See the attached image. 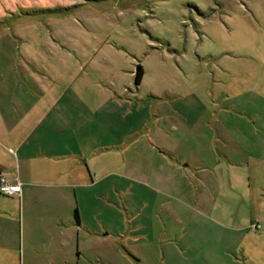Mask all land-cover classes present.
Wrapping results in <instances>:
<instances>
[{"label": "rangeland", "instance_id": "rangeland-1", "mask_svg": "<svg viewBox=\"0 0 264 264\" xmlns=\"http://www.w3.org/2000/svg\"><path fill=\"white\" fill-rule=\"evenodd\" d=\"M8 57L60 90L75 72L86 81L105 227L75 240L77 264H264V0H0ZM40 192L24 236L0 194L2 224L17 219L0 238L10 264L43 260L45 222L67 215Z\"/></svg>", "mask_w": 264, "mask_h": 264}, {"label": "crops", "instance_id": "crops-1", "mask_svg": "<svg viewBox=\"0 0 264 264\" xmlns=\"http://www.w3.org/2000/svg\"><path fill=\"white\" fill-rule=\"evenodd\" d=\"M36 65L32 59L20 58L19 62L17 58H0V175L20 184V193L9 197L20 211L21 235L25 227L33 225L23 215L30 208L26 202L38 191H42L41 206L53 215L67 210L65 217H51L45 222L49 238L41 244L44 259L36 260V264H77L82 251L75 240L86 241L105 227L99 218L100 193L92 195L99 177L93 178L92 155L84 150L89 144L85 135L90 113L86 81L75 72L60 90L54 87L58 77L43 75ZM48 87L52 93L46 100ZM92 199L95 219L91 225L82 210ZM9 221L17 228V219ZM10 222L0 221V238L14 234ZM10 247L6 240L0 242V264L12 262Z\"/></svg>", "mask_w": 264, "mask_h": 264}, {"label": "built area", "instance_id": "built-area-1", "mask_svg": "<svg viewBox=\"0 0 264 264\" xmlns=\"http://www.w3.org/2000/svg\"><path fill=\"white\" fill-rule=\"evenodd\" d=\"M20 193V184L9 182L5 176L0 175V194L11 196Z\"/></svg>", "mask_w": 264, "mask_h": 264}, {"label": "trees", "instance_id": "trees-1", "mask_svg": "<svg viewBox=\"0 0 264 264\" xmlns=\"http://www.w3.org/2000/svg\"><path fill=\"white\" fill-rule=\"evenodd\" d=\"M142 74H143L142 67L139 66V67H138V70H137V72H136V74H135V78H134V80H135L136 83H139V82H140V80H141V78H142ZM75 215H76V217L78 218V214H77V212H75Z\"/></svg>", "mask_w": 264, "mask_h": 264}]
</instances>
